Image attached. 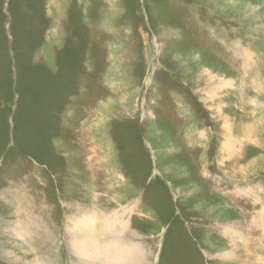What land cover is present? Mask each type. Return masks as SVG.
I'll return each instance as SVG.
<instances>
[{
    "label": "rangeland",
    "instance_id": "1",
    "mask_svg": "<svg viewBox=\"0 0 264 264\" xmlns=\"http://www.w3.org/2000/svg\"><path fill=\"white\" fill-rule=\"evenodd\" d=\"M87 210L126 264H250L221 226L261 232L264 0H0V264H90Z\"/></svg>",
    "mask_w": 264,
    "mask_h": 264
},
{
    "label": "bare ground",
    "instance_id": "2",
    "mask_svg": "<svg viewBox=\"0 0 264 264\" xmlns=\"http://www.w3.org/2000/svg\"><path fill=\"white\" fill-rule=\"evenodd\" d=\"M220 81V87H223L229 82L222 80ZM224 126L229 136L225 141L223 148L226 152H228L230 157H233L235 154H237V146H241L243 142L240 140L241 138L235 137V135L232 133L233 125L228 124V122L226 121ZM259 214L260 215L257 216L253 221L255 225L261 229V232H258L260 233V236L256 240L254 239L256 242H253V235L251 233L248 235L249 231L244 228L232 226L231 224L221 226V230L226 236H229L231 239L240 240V242L243 244V248H245L246 250V254L250 253V248L253 244L255 246H258V244L264 242V210ZM79 220L80 221H75L74 219H71L75 230L83 231L82 236L80 237L78 236V234H76L77 236L71 243V248L76 255L82 257V259H85L88 263L98 264V262H101L100 260L103 258L107 264H126L127 262L129 263L130 258L133 257L135 253H140L143 255L145 254L143 253L144 249L140 243L127 244L125 241L119 240L109 242L106 241L100 244V242L93 236L95 233L94 230L97 228V223L100 221L98 213L87 210L85 211V216H83V218H79ZM253 226L254 225H251L250 229L253 233H256V228H254ZM15 232L21 235L20 238H25L24 235L26 234V231L24 229L21 230L20 228H16ZM228 243L230 244L229 241ZM254 245L252 246L251 256H253V258L250 256V264H258L259 262L261 264H264V256L261 255L258 256V258L256 257L254 252ZM237 247L238 245L235 244V248L226 251V258L228 259L227 261L233 263L239 260V255L237 253L240 248ZM245 263L248 264V260Z\"/></svg>",
    "mask_w": 264,
    "mask_h": 264
}]
</instances>
